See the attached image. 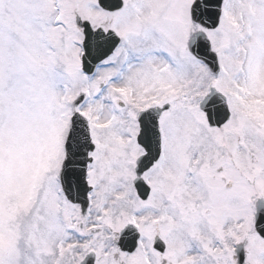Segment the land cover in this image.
<instances>
[{"label": "snow or ice", "instance_id": "6c2138e0", "mask_svg": "<svg viewBox=\"0 0 264 264\" xmlns=\"http://www.w3.org/2000/svg\"><path fill=\"white\" fill-rule=\"evenodd\" d=\"M0 264H264V0H0Z\"/></svg>", "mask_w": 264, "mask_h": 264}]
</instances>
